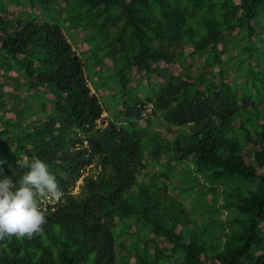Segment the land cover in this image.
<instances>
[{
    "label": "trees",
    "instance_id": "trees-1",
    "mask_svg": "<svg viewBox=\"0 0 264 264\" xmlns=\"http://www.w3.org/2000/svg\"><path fill=\"white\" fill-rule=\"evenodd\" d=\"M262 22L264 0H0V175L38 158L63 193L0 264H264Z\"/></svg>",
    "mask_w": 264,
    "mask_h": 264
},
{
    "label": "clouds",
    "instance_id": "clouds-1",
    "mask_svg": "<svg viewBox=\"0 0 264 264\" xmlns=\"http://www.w3.org/2000/svg\"><path fill=\"white\" fill-rule=\"evenodd\" d=\"M18 163L27 171L17 181L0 175V240L41 234L46 218L38 198L58 202L63 195L56 175L45 162L37 158L27 164ZM2 165L0 161V173Z\"/></svg>",
    "mask_w": 264,
    "mask_h": 264
},
{
    "label": "rangeland",
    "instance_id": "rangeland-1",
    "mask_svg": "<svg viewBox=\"0 0 264 264\" xmlns=\"http://www.w3.org/2000/svg\"><path fill=\"white\" fill-rule=\"evenodd\" d=\"M262 25L264 26V22H262ZM256 32H259V30L256 29ZM255 36H256V34H254V39L256 38ZM243 38H244V34L240 35L239 37L233 38L232 44L227 45V54L223 57L224 65L227 66V68L229 69L228 80L230 81V83H233L234 76L239 71V67L240 66L235 67V64L239 61V56L243 53V48H247V47L250 46L249 41H246ZM81 39H82V36H78L76 38V43L77 44L74 45L73 48L76 51L77 55H79V57L82 59V61L84 62V64L88 67L89 66L88 60L84 58V55H81L79 53V50L83 46ZM240 39H241V41H239ZM261 40L264 41V34L262 35ZM237 42L239 44L236 47L234 44H236ZM253 48L256 50V48H258V45L257 44L253 45ZM241 63L244 64V65H247L246 59L244 61H242ZM201 64H204L203 59L200 62L199 61H195L194 68L192 69V71L193 70L196 71V72L201 71V68H202V65ZM142 76L143 75L139 76V78L140 77L142 78ZM242 80L243 79H240V81H242ZM92 81H93V77H92ZM133 87H134V85L132 86V88ZM21 94H23V96H25L23 92ZM103 96H105V93L103 94ZM110 103L112 104L111 101H110ZM106 108H108V106H106ZM146 109H147V111H144V112H147V113H150L151 112V109H150L149 106H147ZM142 117L144 118V116H142ZM102 118L106 122V119L108 118V114L104 112L102 114ZM155 127L156 126L154 125V128ZM80 186H81V181H79L77 183V186L73 190V192L75 194H78L80 192ZM207 198L210 199L211 198V195H207ZM183 201L186 204L188 203V200L186 198H183Z\"/></svg>",
    "mask_w": 264,
    "mask_h": 264
},
{
    "label": "built area",
    "instance_id": "built-area-1",
    "mask_svg": "<svg viewBox=\"0 0 264 264\" xmlns=\"http://www.w3.org/2000/svg\"><path fill=\"white\" fill-rule=\"evenodd\" d=\"M147 111V110H146ZM145 115H148V113L147 112H145Z\"/></svg>",
    "mask_w": 264,
    "mask_h": 264
}]
</instances>
